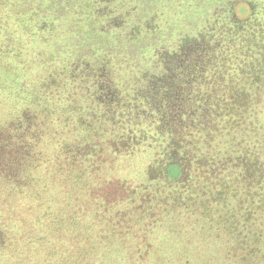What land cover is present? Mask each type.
Returning a JSON list of instances; mask_svg holds the SVG:
<instances>
[{
  "label": "trees",
  "instance_id": "1",
  "mask_svg": "<svg viewBox=\"0 0 264 264\" xmlns=\"http://www.w3.org/2000/svg\"><path fill=\"white\" fill-rule=\"evenodd\" d=\"M261 1L253 34L246 30L252 50L253 41L264 50ZM0 20V68L11 78L0 76V264H264V115L201 131L170 115L152 121L148 102L129 90L124 101L98 98L93 80L105 69L84 73L75 88L56 80L78 71L62 68L65 58L51 51L37 55L36 43L11 58L1 11ZM255 56L252 71L263 62ZM249 79V95L264 96V76ZM140 150L151 151L158 167L165 158L185 166L187 179L170 186L182 212L140 211L146 199L151 204L148 176L122 197H105L106 186L122 182L115 171H126L118 159Z\"/></svg>",
  "mask_w": 264,
  "mask_h": 264
},
{
  "label": "flooded vegetation",
  "instance_id": "2",
  "mask_svg": "<svg viewBox=\"0 0 264 264\" xmlns=\"http://www.w3.org/2000/svg\"><path fill=\"white\" fill-rule=\"evenodd\" d=\"M20 1V18L8 2L4 7L7 55L16 59L36 43L37 55L49 56L51 51L53 56L65 58L67 64L61 67L77 70V76L71 79L59 75L56 84L72 81L75 88L81 87V75L88 77L91 71L105 69L93 80L98 83L99 99L103 94L110 102L124 101L129 90L135 100L144 98L148 102L146 110L148 116H153L152 121H159L154 116L166 119L170 115L171 120L177 119L176 123L185 128L192 126L193 130L217 128L226 118L244 126L248 117L264 115L262 90L255 96L248 91L249 77L258 82L264 76V50L255 41L252 50L253 33L249 30L258 0ZM261 5L264 7L262 1ZM30 24L36 28L31 29ZM18 25L19 45L14 38ZM30 40L34 42L29 44ZM243 41L250 47H245ZM254 51L263 62H256L258 67L252 71V62L258 58ZM253 54V61L248 60ZM190 129L187 137L192 134ZM126 157H134L135 161L121 157L118 163H140L142 178L133 181L125 175L120 186H106L107 199L124 196L125 186L143 183L148 176L153 180L148 194L151 204L148 206L146 199L141 212L184 210L180 195L170 191L171 184L187 179L179 158H165L163 166L158 167L151 151L140 150Z\"/></svg>",
  "mask_w": 264,
  "mask_h": 264
},
{
  "label": "rangeland",
  "instance_id": "3",
  "mask_svg": "<svg viewBox=\"0 0 264 264\" xmlns=\"http://www.w3.org/2000/svg\"><path fill=\"white\" fill-rule=\"evenodd\" d=\"M7 2H8L9 6L11 8L12 7L14 8V11L18 13L17 16L20 18L21 15H22V6H20V4H19V2H21L20 0H0V5L2 6V8H1V16L5 18V16H4V12H5L4 7H5V4ZM43 8H44V4L42 5V9ZM3 22H4L3 20L2 21L0 20V25L3 24ZM2 28L3 27L0 26V31L3 30ZM15 71H17V73L20 72V70H15ZM9 72H10V70H9ZM0 76H1L3 81H5V80L8 81V80L11 79L9 77V73L5 70V68L4 69L0 68ZM133 158L134 157H123V159L127 160V161L134 160ZM121 167H125L126 171H121L120 168H119V169H117L115 171V173L117 175H119L121 177H125V175H126L128 177V179H132L133 181H139L142 178V168L143 167H142V165L140 163H139V165H138V162H137V164H135V165L131 164V165H125V166H121ZM175 239L176 238L174 236L172 240L175 241ZM207 251H209V250H207ZM147 263L150 264L149 262H147ZM198 263L202 264V263H200V261H198Z\"/></svg>",
  "mask_w": 264,
  "mask_h": 264
}]
</instances>
